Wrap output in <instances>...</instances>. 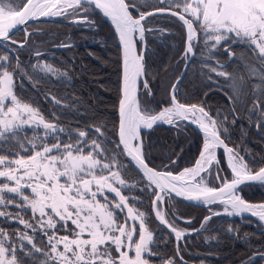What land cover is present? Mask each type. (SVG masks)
Wrapping results in <instances>:
<instances>
[{
    "label": "snow or ice",
    "instance_id": "6c2138e0",
    "mask_svg": "<svg viewBox=\"0 0 264 264\" xmlns=\"http://www.w3.org/2000/svg\"><path fill=\"white\" fill-rule=\"evenodd\" d=\"M160 3L167 7L145 12L138 9L135 0H21L20 4L16 0H0V49L12 50V45L24 48L31 36L26 27L30 21L71 15L77 22H88L87 15L81 14L93 9L110 19L122 49L118 142L112 152L102 142V125L92 129L96 138L80 130L74 139L62 140L60 134L66 130L17 94L19 58L13 63L8 54H0V218L18 223L33 234L40 231L47 238V247L42 248L28 231L0 228V264H24L18 253H40L45 257L42 264H152L151 257L158 256V252L152 247L154 233L148 223L149 212L177 241L176 256L162 258L161 264H177L176 257L183 261L179 241L188 233L177 226L174 213L172 220L168 218L169 210L164 205L173 194L188 201L223 206L222 212H211L205 217L201 228L213 216L222 214H248L264 224V202L252 203L240 195L241 185H264V166H250L237 148L226 143L222 133L228 131L227 116L221 118L219 112L213 115L203 105L181 103L174 88L170 103L158 111L147 101L142 102L141 81L144 95L152 96V92L144 78V52L138 49L145 43L146 32L153 31L145 27L147 18L166 13L180 23L184 32V57L194 56L201 43L209 59L221 47L231 55L229 45L243 44L264 65V0ZM20 31L24 38L17 40ZM37 67L50 73L56 71L47 64ZM210 70L218 76H229L216 67ZM261 79L264 82V76ZM233 88L229 99L238 98L242 84L234 80ZM257 91L261 94L255 95ZM253 95V110L264 116V83L255 86ZM181 122L195 125L203 134L194 164L176 173L151 166L141 129H152L158 123L179 126ZM27 129L33 130L31 137L22 135ZM116 149L134 162L147 186L142 190H151L148 212L130 204L136 198L123 193L124 188L137 185L122 175L123 165ZM221 154L226 158L230 176L222 175ZM213 176L216 185L209 182ZM25 212L30 213L28 219ZM60 228L67 234H61ZM228 231L234 229L229 227Z\"/></svg>",
    "mask_w": 264,
    "mask_h": 264
},
{
    "label": "trees",
    "instance_id": "16d2710c",
    "mask_svg": "<svg viewBox=\"0 0 264 264\" xmlns=\"http://www.w3.org/2000/svg\"><path fill=\"white\" fill-rule=\"evenodd\" d=\"M136 4L138 9L147 10L150 7L144 2ZM93 12L92 25L87 22L74 24L67 19L69 15L61 18V21L29 23L26 27L31 36L28 37L26 46L18 48L12 45L10 46L12 50L0 49V54H8L13 63L16 57L19 58L21 67L20 76L17 75L16 79L17 94L39 108L46 117L61 124L66 130L60 134L62 140L74 139L78 130L86 131L89 137L96 138L92 129L94 126L102 125L105 132L104 145L109 152H112L117 143L116 124L122 51L112 27L97 11L93 10ZM155 16L171 18L165 14L150 16L145 21V26L152 29L151 25L156 21L153 22ZM158 22L160 29L146 32L145 77L152 96H146L144 90L141 91L142 102L147 101L157 111L170 102L167 87L170 79L178 75L182 67L183 60L179 58V54L184 43L182 39L184 34L178 28L181 27L178 21L177 24L164 19ZM165 27H174V31H165ZM155 32L158 36L153 35ZM15 38L22 40L24 32H18ZM94 38L99 40L96 39L91 43L90 41L95 40ZM69 40L72 41L69 47H54L56 44H64ZM140 47L141 45H138L139 49ZM197 49L201 52L200 47ZM36 52L40 55L37 56ZM234 53V60L222 66L221 69L227 73L239 74L244 79L240 83L242 88L238 98L229 99L234 93L233 81L231 84H226L223 77L220 76L215 80L212 77L217 82L213 84L215 82L212 83L211 79L207 78L209 70L206 67L215 65L211 62L201 63L196 60L188 67L175 95L181 103H198L213 115L219 112L221 118L227 116L225 126L228 131L222 133L226 143L230 147L237 148L241 154L245 152V160L250 166L258 168L264 165V121L261 120L263 116L253 110L252 105L255 86L264 83L261 79L264 76V69L257 72L259 62L252 57L245 45H236ZM39 60L47 61L56 71L50 73L37 69L34 65ZM216 60L219 62L226 60V52L223 48L220 49ZM245 62H249V72L252 71V74L246 70ZM260 94L258 91L255 92V95ZM57 100L59 103H55ZM233 119L235 123L232 122ZM24 134L31 137L33 130L27 129L26 133H22ZM141 136L150 165L173 172L193 164L203 142L202 135L186 123L179 126L157 124L152 129L142 131ZM116 155L130 170L132 176L137 178L140 184L146 185L139 173L120 154L119 149H116ZM220 159L222 173L227 172L222 154ZM172 161L175 163L173 164ZM149 192L144 195L145 204L138 202L147 212L151 207L152 199L150 189ZM241 192L246 200L264 202V185H245L241 188ZM219 206H193L173 196L164 205L165 209L169 210L168 218L172 220L174 213L178 218L175 221L177 226L186 229L198 227L202 218L210 213V209ZM9 210L13 212L14 209ZM149 219L150 229H156L153 247L155 246L154 248L162 253L173 254L175 257L176 248L173 237L156 222L150 212ZM188 220L191 222L186 223L185 221ZM5 226L10 232H16L22 228L18 223L8 222ZM229 227L234 231L229 232ZM201 234L212 237L214 240L204 242L199 237ZM33 235L37 246L47 247V240L43 233ZM179 244L183 261L179 257L176 259L180 264H264V228L253 224L249 219L228 218L219 221L218 217H212L207 228L185 237L183 241H179ZM21 258L24 264H42L45 259L40 253L22 255ZM49 264H51L50 261Z\"/></svg>",
    "mask_w": 264,
    "mask_h": 264
},
{
    "label": "rangeland",
    "instance_id": "374dc122",
    "mask_svg": "<svg viewBox=\"0 0 264 264\" xmlns=\"http://www.w3.org/2000/svg\"><path fill=\"white\" fill-rule=\"evenodd\" d=\"M16 2H17V4H20L21 3V0H16ZM137 2H144V4H146L147 6L149 5L150 7H148V9L147 10H149V9H154V8H157V7H167V6H165V5H167V4H161L160 3V0H135V3H137ZM94 10V9H93ZM93 10H90L88 13H86L87 14V20H88V24L89 25H92L93 24V22H91V20H93V16H94V12H93ZM139 10L140 11H147V10H144V9H141V8H139ZM86 14H81V15H86ZM90 14V15H89ZM93 15V16H92ZM65 16H68V15H61V16H55L56 18H58L59 19V21H61L62 19L61 18H63V17H65ZM171 17V16H170ZM156 16L154 17V19H153V22H154V20H156L152 25H151V27H152V29L155 31L157 28L158 29H160V25L159 24H157V23H159L158 21L159 20H161V19H164V20H166L167 22H176L175 24H177L178 22L176 21V19H174V18H162V17H157L156 19ZM67 19H69V20H71V21H73L74 22V24L75 23H84V22H77V18L76 17H73V16H71V15H69L68 16V18ZM66 21H68V20H66ZM85 26H87L86 24H85ZM88 27V26H87ZM176 27H178V26H176ZM90 28H91V26H90ZM178 28H180V30H182V28L181 27H178ZM165 29V31H174V27H165L164 28ZM114 31V30H113ZM157 31V30H156ZM29 32V31H28ZM182 32H183V30H182ZM182 32L180 33V35L182 34ZM183 34H184V32H183ZM153 35L154 36H158V33L157 32H155V33H153ZM95 40H92V41H90L91 43H93L94 41H96V39L97 40H99L98 38H94ZM118 39V38H117ZM183 40H184V35H183V38H182ZM101 41V40H100ZM72 41H68L67 43H69L70 44V46L72 45V43H71ZM64 44H66V43H64ZM56 45H58V44H56ZM236 45H238V44H231V45H229V47H230V49H231V55L229 54V53H227L226 52V60L225 61H222V62H220V63H222L223 65H221V66H225V65H227L229 62H231V60H234V58H235V53H234V47L236 46ZM55 46V45H54ZM197 46H199L200 48H201V52L202 53H207L205 50H204V47H203V44L201 43V44H199V45H197ZM184 48H185V43H183V45H182V50L180 51V54H179V58L181 57L182 59H186V57H184V55H183V53H184ZM221 48H223V47H221ZM220 48V49H221ZM197 49V48H196ZM220 49H218L217 51H219ZM198 50V49H197ZM223 50H224V48H223ZM225 51V50H224ZM208 54V53H207ZM212 56H214V53L212 54ZM217 56V55H216ZM237 56V55H236ZM252 57L255 59V60H257L256 59V57L254 56V55H252ZM179 58H177V59H179ZM258 61V60H257ZM219 62V61H218ZM259 62V61H258ZM249 62H245V66H246V70L249 72V64H248ZM36 65H34V67L36 66L37 67V65H44V64H47V65H50V64H48V62L47 61H44V60H39L38 62H36L35 63ZM221 66L219 67L220 69H217L218 71H223L222 69H221ZM255 66H258L257 64H255ZM206 67V66H205ZM264 67V65H262L260 62H259V67L257 68V69H259V70H257V72H259L260 71V69H261V71L264 69L263 68ZM208 70H209V73H210V76H208L209 75V73H208V75H207V78H210L211 80H213L212 79V77H213V75H216V73H214V72H212L209 68H211V67H206ZM251 68V67H250ZM37 69H39V70H41V71H43L44 72V70H42L40 67H37ZM253 69V71H256L254 68H252ZM251 70V69H250ZM252 71H250L249 73H251ZM227 73V72H226ZM232 73H234V72H231V73H228L229 74V76L228 77H223V76H221V77H223L224 78V80L226 81V84H231V82L232 81H234L235 80V82L239 85L242 81H244V79L242 78V80H241V75H239V74H232ZM254 73V72H253ZM252 74V73H251ZM18 76H20L19 74H18ZM216 76H218V75H216ZM175 77L177 78L178 76H177V74L175 75ZM174 77V78H175ZM220 77V76H219ZM235 77V78H234ZM121 78H122V57H121ZM174 78H172V79H170V82H169V85H168V89H167V92H168V95H169V93H170V87H171V85H172V81H173V79ZM16 79H17V76H16ZM28 80V79H27ZM30 81V80H29ZM16 86H17V83H16ZM120 88H121V85H120ZM177 92V91H176ZM51 95V94H50ZM199 100H201L200 98H199ZM27 102V101H26ZM56 103V102H55ZM170 103V102H169ZM195 104H198V103H195ZM199 105V104H198ZM167 106V105H166ZM35 107V106H34ZM152 107V106H151ZM163 107V106H162ZM257 111V113L261 116V114H260V111L259 110H256ZM56 113V112H55ZM43 115H44V113H42ZM45 116V115H44ZM45 118L46 119H48V120H50V121H52L51 119H49L48 117H46L45 116ZM261 120L262 121H264V116L263 117H261ZM184 124V122H181L180 123V125H183ZM60 127H62L61 126V124H58ZM78 131H80V130H78ZM77 131V132H78ZM202 136H203V134H202ZM102 139V142L104 143L105 142V137H103V138H101ZM143 140V139H142ZM203 143V142H202ZM143 144H144V141H143ZM199 155V154H198ZM240 155H242V156H245L246 155V153L244 152L243 154H241L240 153ZM223 156V155H222ZM198 157V156H197ZM196 160V159H195ZM223 161H224V157H223ZM120 163L123 165V168H122V175L124 176V178L126 179V181H128L130 184L131 183H135L136 185H137V187H133V188H124L123 189V193L126 195V196H129V197H133V198H136V199H132V200H130V204H132V205H134V206H136V207H138V208H140V210H142V211H146L145 210V208H141V204H138V202L140 201L141 203H143V204H145L144 203V195H146V193H150L149 192V189L148 190H142V189H146V185L145 184H140L139 182H138V180H137V178H134L133 176H132V174H131V172H130V170L128 169V168H126L125 166H124V164H123V161H121L120 160ZM193 164H191L190 166H186V167H191ZM185 167H183V168H181L179 171H181V170H183ZM226 170H227V172H223L224 174V176H230V173H229V171H228V169L226 168ZM178 172V171H177ZM209 179V182L212 184V185H214L215 183L217 184L218 182L215 180V178H214V176L213 177H209L208 178ZM146 203H147V201H146ZM259 203H262V202H259ZM222 207L223 206H219V207H217V208H211L210 209V213L209 214H207V215H205L204 216V218L205 217H207V216H209V215H211V212H217V211H219V210H222ZM14 210H13V212H16L17 210L15 209V208H13ZM147 212V211H146ZM25 218L26 219H28L29 217H30V213H28V212H25ZM176 215H179V214H177L176 213ZM214 217V216H213ZM204 218H202V220H201V222H200V225L198 226V227H201V224L204 222ZM150 219L148 220V223L150 224ZM210 221V220H209ZM208 221V222H209ZM2 222H4V223H2ZM8 222L10 223V224H12V223H14V222H12V221H10V220H7V219H5V218H0V228H4L5 230H8L7 229V227L5 226L6 224H8ZM208 222H207V224H208ZM15 224H17V223H15ZM207 224H205L204 225V227L203 228H207ZM21 227L22 228H20L19 230H21V231H28L30 234H33V233H31V231L30 230H28V229H24L23 228V226L21 225ZM69 227H71V225H69ZM197 228V227H196ZM202 228V229H203ZM183 229H185V230H192V229H186V228H183ZM193 229H195V228H193ZM201 229V230H202ZM152 231H153V233H154V238H155V233H156V229H151ZM200 230V231H201ZM59 231H60V233L61 234H67L65 231H64V229L63 228H60L59 229ZM199 231V232H200ZM36 233H42V232H40V231H37ZM196 233H198V232H196ZM158 234V233H157ZM195 234V233H194ZM199 237H201L203 240H204V242H206V241H208V240H211V239H213L214 240V238H212V237H209V236H206L205 234H201V235H199ZM46 240H47V238H46ZM175 244V243H174ZM153 247V246H152ZM155 247V246H154ZM153 247V250L154 251H157L158 252V256H156V257H151V262H152V264H161V259L162 258H166V257H174L173 256V254H168V253H162V251H160L159 249H157V248H154ZM175 248H176V246H175ZM18 255L19 256H22V254H19L18 253ZM176 261H177V264H180V262H178L179 260H177L176 259Z\"/></svg>",
    "mask_w": 264,
    "mask_h": 264
},
{
    "label": "water",
    "instance_id": "95a60500",
    "mask_svg": "<svg viewBox=\"0 0 264 264\" xmlns=\"http://www.w3.org/2000/svg\"><path fill=\"white\" fill-rule=\"evenodd\" d=\"M155 9V8H154ZM154 9H149V10H147V11H145V12H148V11H153ZM95 11H97V13H99L100 15H101V17L112 27V29L114 30V32H115V27H114V25L111 23V21H110V19L109 18H107V17H105L104 15H103V13L102 12H100L99 10H96V9H94ZM166 14V13H165ZM167 15V14H166ZM49 20H59V19H57L55 16H50V17H41L40 19H38V20H34V21H30L29 23H33V22H38V21H49ZM22 27H24V26H22ZM116 33V32H115ZM117 35V34H116ZM118 37V36H117ZM68 46H70V44L69 43H66V44H58V45H55L54 47L55 48H65V47H68ZM145 47H146V38H145V43H144V45H141V50H143V52H144V57H145ZM121 51H122V49H121ZM195 56V55H194ZM194 56H189L187 59H186V61L184 62V64H183V67H182V70H181V73H180V75L175 79V81L173 82V85H172V88H171V91H170V97H171V95H172V92H173V88H174V86H176L177 84H178V82L183 78V76H184V74H185V71H186V68H187V66H188V64H189V62L191 61V59L194 57ZM217 63V62H216ZM218 65H223L222 63H217ZM145 78V77H144ZM121 84H122V78H121ZM142 89H143V81H141V83H140V92L142 91ZM120 96H121V93H120ZM120 99V98H119ZM118 103H119V101H118ZM118 120H119V117H118V106H117V124H116V130H117V126H118ZM186 123H188V122H186ZM158 124H162V125H167V124H163V123H158ZM189 125H191L192 127H194L196 130H198V131H200L195 125H192V124H190V123H188ZM145 130H149V129H141V132L142 131H145ZM142 137V136H141ZM116 139H117V142H118V136L116 135ZM199 156V155H198ZM125 157V156H124ZM224 157V156H223ZM198 158V157H197ZM196 158V159H197ZM125 159L128 161V163L133 167V169L137 172V173H139V171H138V169L135 167V165H134V162H131L130 161V158H127V157H125ZM224 162H225V164H226V158L224 157ZM227 166V165H226ZM262 166H264V165H262ZM160 170H164V169H160ZM174 173H176V172H174ZM139 175L141 176V174L139 173ZM248 184H259V183H248ZM248 184H245V185H248ZM242 186H244V185H241L240 186V188L242 187ZM240 195H242V192L240 191ZM173 197H175V198H177V199H179V200H181L182 202H184V203H187V204H190V205H193V206H200V207H209V206H212V205H205V204H203V203H201V202H197V201H188V200H185V199H183L182 197H176L175 196V194H173L172 195ZM243 197V196H242ZM246 200V199H245ZM246 201H249V200H246ZM249 202H252V203H259V202H255V201H249ZM213 205H216V204H213ZM154 216V215H153ZM231 217H233V216H231ZM234 217H237V216H234ZM244 217H247V218H249V219H251L252 220V222L254 223V224H259L260 226H262L263 228H264V224H262L261 222H259L258 221V219L257 218H255V217H251V216H249L248 214H245L244 215ZM155 218V217H154ZM226 218H230L229 216H226ZM156 220V219H155ZM156 222L159 224V225H161L172 237H173V239H174V243H175V246H177V241H176V239H175V236H174V234L173 233H171V231L166 227V226H164V225H162V224H160L157 220H156ZM202 228L201 227H197V228H195V229H192V230H186V232L188 233L186 236H184L180 241H182L185 237H187V236H189V235H192V234H194V233H196V232H199L200 230H201Z\"/></svg>",
    "mask_w": 264,
    "mask_h": 264
},
{
    "label": "flooded vegetation",
    "instance_id": "af4514ba",
    "mask_svg": "<svg viewBox=\"0 0 264 264\" xmlns=\"http://www.w3.org/2000/svg\"><path fill=\"white\" fill-rule=\"evenodd\" d=\"M135 14V13H134ZM91 22H93V20H91ZM145 23V22H144ZM146 28H149V27H147V26H145ZM146 35V34H145ZM146 37V36H145ZM185 43V42H184ZM197 47H199V46H197ZM196 47V48H197ZM145 49H146V47H145ZM220 49V48H219ZM220 51V50H219ZM219 51H215L214 52V56H212L211 55V58L209 59L208 58V54L206 53H203L202 54V52H198L197 51V49H195V56L191 59V61L189 62V64H188V66H187V68H186V71H185V74H186V72H187V70H188V67L190 66V64L194 61V60H196V61H200L201 63H205V62H211V63H213L215 66L214 67H216L217 69H220V68H218V66L220 67L221 65H218L217 63H220V62H218L217 60H216V55H219ZM188 58V57H187ZM186 58V59H187ZM186 59H182L183 61H182V67H183V64H184V62L186 61ZM217 62V63H216ZM182 67H181V69H180V71H179V74L177 75V76H179L180 75V73H181V70H182ZM211 68H213V67H211ZM211 68H209V69H211ZM185 74H184V76H185ZM183 76V77H184ZM213 78H214V80L215 79H219L220 77L219 76H216V75H213ZM145 79H146V77H145ZM175 79H176V77L173 79V81H172V85H173V82L175 81ZM183 79V78H182ZM181 79V80H182ZM180 80V81H181ZM214 80H211V82L213 83V81ZM180 81L178 82V84L176 85V86H174V89H175V93H176V91H177V88H178V86H179V83H180ZM215 83H213V84H217V82L216 81H214ZM172 85H171V87H170V89L172 88ZM171 91V90H170ZM169 99H171V97H170V93H169ZM178 100V99H177Z\"/></svg>",
    "mask_w": 264,
    "mask_h": 264
},
{
    "label": "bare ground",
    "instance_id": "6f19581e",
    "mask_svg": "<svg viewBox=\"0 0 264 264\" xmlns=\"http://www.w3.org/2000/svg\"><path fill=\"white\" fill-rule=\"evenodd\" d=\"M117 36V35H116ZM146 36V35H145ZM118 38V37H117ZM118 44H119V41H118ZM120 46V45H119ZM69 47V46H68ZM141 48V47H140ZM139 49V48H138ZM144 89H142V91H143ZM186 122H184V124H185ZM186 124H188V123H186ZM169 126H175V125H169ZM191 126V125H190ZM198 131V130H197ZM201 135H202V132H200V131H198ZM221 153H222V150H219ZM195 162V161H194ZM194 164V163H193ZM190 166V165H189ZM227 167V166H226ZM228 169V168H227ZM229 171V170H228ZM230 173V172H229ZM224 173H222V175H223ZM248 185H252V184H248ZM245 186V185H244ZM243 187V186H242ZM241 187V188H242ZM241 188H240V191H241ZM243 196V195H242ZM244 198V197H243ZM245 199V198H244ZM216 205H219V204H216ZM222 206V205H221ZM217 212H222V210H219V211H217ZM226 216L227 215H224V214H222V215H219V216H216V217H218L219 218V221L220 220H222V219H228V218H226ZM230 218H238V219H249V218H247V217H230ZM251 222H252V220L251 219H249ZM253 223V222H252ZM254 224V223H253ZM256 225V224H255ZM259 225V224H258ZM260 226V225H259ZM261 228H263L262 226H261ZM183 241V240H182Z\"/></svg>",
    "mask_w": 264,
    "mask_h": 264
}]
</instances>
